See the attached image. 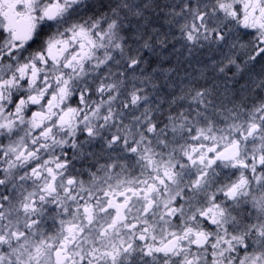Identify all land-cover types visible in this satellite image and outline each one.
Returning <instances> with one entry per match:
<instances>
[{"label":"snow or ice","instance_id":"1","mask_svg":"<svg viewBox=\"0 0 264 264\" xmlns=\"http://www.w3.org/2000/svg\"><path fill=\"white\" fill-rule=\"evenodd\" d=\"M0 264H264V0H0Z\"/></svg>","mask_w":264,"mask_h":264}]
</instances>
